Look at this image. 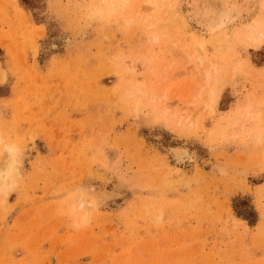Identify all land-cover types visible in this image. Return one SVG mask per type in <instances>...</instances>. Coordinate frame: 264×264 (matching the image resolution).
<instances>
[{"label":"rangeland","instance_id":"rangeland-1","mask_svg":"<svg viewBox=\"0 0 264 264\" xmlns=\"http://www.w3.org/2000/svg\"><path fill=\"white\" fill-rule=\"evenodd\" d=\"M167 1L0 0V264H264V43Z\"/></svg>","mask_w":264,"mask_h":264},{"label":"bare ground","instance_id":"bare-ground-1","mask_svg":"<svg viewBox=\"0 0 264 264\" xmlns=\"http://www.w3.org/2000/svg\"><path fill=\"white\" fill-rule=\"evenodd\" d=\"M122 1V0H121ZM123 1H126V0H123ZM144 1V2H143ZM172 1V0H171ZM171 1H167L166 5L168 6V8H170L172 10V12H174V16L173 17H177V22H178V25H183L184 26V30L186 32V35H190L192 38H198V37H206V36H209V35H216L215 37H218L216 38V41L214 42H221L222 45H217L216 46L218 47V49L220 50L221 48H219L220 46L223 47V42L225 41H233V38H240L242 41L246 42L248 45L252 46V47H256V46H259L262 42L264 43V0H182L184 3H185V6L187 7V10L185 11V13L183 14L182 16V4L180 5V2H182L181 0H176L175 2H171ZM147 2V6L150 5V4H153L154 3V0H142V4H145ZM139 3V2H137ZM136 3V4H137ZM141 4V5H142ZM104 5V4H102ZM151 6V5H150ZM155 6V3L154 5ZM152 6V7H153ZM166 6V7H167ZM103 7V6H102ZM138 7L140 8V6L138 5ZM151 7V8H152ZM156 7V6H155ZM153 7V8H155ZM161 7V6H160ZM165 7V8H166ZM136 8H137V5H136ZM150 8V7H149ZM150 8V9H151ZM158 8V7H156ZM106 9V8H105ZM167 9V8H166ZM169 9V10H170ZM185 9V8H184ZM144 10V8L142 9ZM168 10V9H167ZM171 10L168 12L169 13V16L171 14ZM258 10V13H255V11ZM167 12V11H166ZM181 13V15H180ZM256 14V15H255ZM176 15H179V17L181 18V22L179 23L178 21V16ZM167 16V19L168 20L169 18L173 19L171 16L169 17ZM251 18V21L247 22V24H244V18L246 17H249ZM147 17V16H146ZM144 17V19H149V18H146ZM169 17V18H168ZM125 19V18H124ZM123 20V19H122ZM165 20V19H164ZM170 20V19H169ZM247 20V19H246ZM159 21V20H158ZM176 21V20H175ZM192 22L194 23V25L192 24ZM154 24V23H153ZM152 25V24H151ZM153 26V25H152ZM233 28H236V29H233ZM152 33V35L155 36V34L153 32H150V34ZM157 35V34H156ZM218 35V36H217ZM153 36V37H154ZM188 37V36H187ZM214 38V37H213ZM231 38V39H230ZM186 39V37H185ZM200 39V38H199ZM205 39V38H204ZM206 40H209L207 39L206 37ZM191 41V40H190ZM194 41V40H192ZM198 41V40H196ZM235 41V40H234ZM202 42V41H201ZM201 42H199L198 44L196 43L195 47L193 45V47L195 49H198V47H200V45L202 44ZM218 42V43H219ZM186 43V42H185ZM184 43V45H186ZM227 42L224 43V45H226ZM194 44V43H193ZM184 45H182L183 47V50H184V53L188 50L187 45L184 47ZM198 45V46H197ZM204 46V45H203ZM197 47V48H196ZM228 47V46H227ZM201 49V48H199ZM197 50V51H200V50ZM196 52V51H195ZM193 52V54L191 53L189 57L191 58H194L192 55L194 54H198V52ZM203 52V51H201ZM187 53V52H186ZM185 53V54H186ZM200 53V52H199ZM187 55V54H186ZM203 55V54H202ZM199 56V54L195 57H197V59H200L198 57H202ZM205 56V55H204ZM203 58V57H202ZM196 59V58H195ZM208 59V58H207ZM202 60V59H201ZM219 60V59H218ZM199 60H196V64H198ZM201 61H199V64L201 65L200 63ZM214 61L212 60V63L207 61V63H211V66H213L212 64ZM206 63V64H207ZM216 64V63H215ZM219 63H217L218 65ZM200 65L198 67H200ZM210 64H207L205 66H208ZM202 66V65H201ZM210 66V68H211ZM209 67V66H208ZM215 67L213 66L211 69H214ZM218 68V67H217ZM225 68V67H223ZM222 68V69H223ZM231 68V67H230ZM205 69V68H204ZM204 69L202 71H204ZM207 69V68H206ZM209 69V68H208ZM219 69H221V67H219ZM218 69V70H219ZM212 70V73L214 72ZM217 70V69H216ZM201 71V70H200ZM201 71V72H202ZM208 71V72H207ZM204 74L201 73V75L203 74V76L206 78L209 73V70H207ZM224 71V70H223ZM222 71V72H223ZM230 71V70H229ZM233 72L235 71L234 69L232 70ZM220 72V71H219ZM211 73V74H212ZM225 73V72H224ZM216 74H217V71H216ZM223 74V73H222ZM215 75V72L212 74V76ZM211 76V75H210ZM211 76V77H212ZM219 76V75H218ZM217 76V77H218ZM232 76V75H231ZM202 77V76H201ZM209 78V76L207 77ZM206 78V79H207ZM203 79V80H202ZM202 81L203 82V85L201 87L200 85V89L203 88V86L205 87L204 83L207 82L206 79H204L202 77ZM213 79V78H212ZM214 82V84H218L216 81L217 80H212ZM213 82H211L210 80V83H211V86H213ZM216 82V83H215ZM208 83V82H207ZM205 83V84H207ZM202 84V82H201ZM209 84V83H208ZM213 84V85H212ZM216 86V85H215ZM206 87H209V86H206ZM205 87V88H206ZM213 88V87H212ZM211 87H209V94L208 96V100L209 102V106L208 108L210 107V105L212 106V103L211 100V95H212V92H214V88L212 90ZM204 89V88H203ZM202 89V90H203ZM207 89V88H206ZM216 89V87H215ZM220 89V88H219ZM215 92H217L215 90ZM214 92V93H215ZM213 93V94H214ZM218 93V92H217ZM217 97L219 96L218 94L216 95ZM213 98H215L213 95H212ZM215 101V100H214ZM213 102V100H212ZM207 103V104H208ZM214 103V102H213ZM251 103V102H249ZM248 107V106H247ZM211 109V107H210ZM246 109V108H244ZM249 110V109H248ZM251 114V113H250ZM254 118V117H253ZM257 121V119H256ZM252 122V121H251ZM254 122V121H253ZM14 143V142H13ZM10 145V146H9ZM9 145H5V153H4V156L7 157L6 154L9 153V156H8V161L6 157H3L2 159H4L2 161V164L0 165H4L5 164V167H7V169H5L3 166V168L5 169L4 173H5V176L7 177L8 174L11 172H13L12 170L15 169L14 171H16L17 169V166L19 165L18 164V156L17 154H19V152L16 153L15 151V145L11 146V143ZM8 150H7V149ZM17 148V147H16ZM6 151H10V152H6ZM170 151L172 152V156L176 159V160H179V159H183V157L185 156H188L190 151H188L187 147L183 144H178V145H174L170 148ZM170 152V153H171ZM192 152V151H191ZM11 154V155H10ZM194 156V155H191V157ZM20 158V157H19ZM181 159V160H182ZM192 159V158H190ZM174 160V161H176ZM180 160V161H181ZM8 161V162H5ZM191 161V160H190ZM4 162V163H3ZM182 162V161H181ZM3 168H1L0 166V170H2ZM11 170V171H10ZM3 171V170H2ZM10 171V172H9ZM20 171V170H19ZM17 172V171H16ZM1 174V173H0ZM3 174V173H2ZM13 174V173H12ZM10 174V175H12ZM3 175L1 176L0 175V181L2 180H5L3 179ZM5 177V178H6ZM8 178H10L8 176ZM1 183V182H0ZM3 184V182H2ZM5 190V189H4ZM3 190V191H4ZM6 192V191H5Z\"/></svg>","mask_w":264,"mask_h":264},{"label":"trees","instance_id":"trees-1","mask_svg":"<svg viewBox=\"0 0 264 264\" xmlns=\"http://www.w3.org/2000/svg\"><path fill=\"white\" fill-rule=\"evenodd\" d=\"M262 53V52H261ZM239 216H243L245 219H247L249 221V223L253 224L255 220H250V218L248 217V215L244 216L241 213L237 212ZM251 214V213H250Z\"/></svg>","mask_w":264,"mask_h":264}]
</instances>
